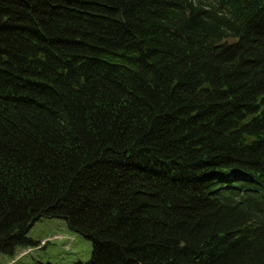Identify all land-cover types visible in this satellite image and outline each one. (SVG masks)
<instances>
[{
    "label": "trees",
    "instance_id": "16d2710c",
    "mask_svg": "<svg viewBox=\"0 0 264 264\" xmlns=\"http://www.w3.org/2000/svg\"><path fill=\"white\" fill-rule=\"evenodd\" d=\"M43 218L74 264H264V0H0V253Z\"/></svg>",
    "mask_w": 264,
    "mask_h": 264
},
{
    "label": "rangeland",
    "instance_id": "374dc122",
    "mask_svg": "<svg viewBox=\"0 0 264 264\" xmlns=\"http://www.w3.org/2000/svg\"><path fill=\"white\" fill-rule=\"evenodd\" d=\"M27 237L36 246L17 248L14 256L0 253V264H74L91 259V242L71 233L63 220L43 218L33 224Z\"/></svg>",
    "mask_w": 264,
    "mask_h": 264
}]
</instances>
